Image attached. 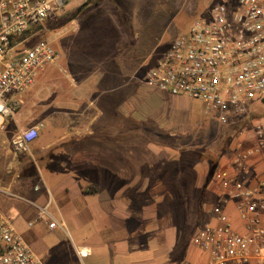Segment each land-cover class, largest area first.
<instances>
[{"label":"rangeland","instance_id":"374dc122","mask_svg":"<svg viewBox=\"0 0 264 264\" xmlns=\"http://www.w3.org/2000/svg\"><path fill=\"white\" fill-rule=\"evenodd\" d=\"M85 1L88 0H67L51 13L25 46L40 38L52 40L59 60L49 66L47 73L55 76L109 68L105 144L113 147L118 143L125 146L122 142L146 143L147 148H140L138 154H150L149 188L127 209L129 216L110 227L101 215V225H73L68 221L63 228L51 229L47 217H39V209L32 204L36 200L27 192H33L34 185L44 191L46 177L47 182L53 181L52 170L66 167L61 160L47 163L29 154L30 174L26 175V165L19 170L10 193L0 192V210L43 264H177L180 259L184 261L186 247L195 233L207 225L208 217L190 211L185 214V204L180 201L165 203L183 188L171 185V180L176 179L169 174L182 168V155L188 156L192 164L197 158L217 161L229 145L239 137L242 139L245 129L253 130L257 122L264 124V103L253 104L249 120L224 125L216 113L206 110L201 100L184 96L170 100L165 95L150 94L143 82L144 74L159 54L203 15L202 0H95L72 19L71 14ZM122 24L121 31L118 28ZM109 49V64L104 60L96 68ZM49 128L44 131L55 133L51 122ZM65 141L57 142L52 152L56 153ZM68 142L69 147L61 148L59 154L70 153L72 143ZM187 143L189 153L177 152L178 161H173V144L185 148ZM9 162H14L12 156L0 159L1 171ZM7 182L0 181V185L8 188ZM60 199L56 196L54 201L60 203ZM54 205L50 200L47 210L61 222ZM82 247L89 248L85 257L78 255ZM204 261L205 257L200 264Z\"/></svg>","mask_w":264,"mask_h":264},{"label":"built area","instance_id":"2783aa9c","mask_svg":"<svg viewBox=\"0 0 264 264\" xmlns=\"http://www.w3.org/2000/svg\"><path fill=\"white\" fill-rule=\"evenodd\" d=\"M66 2L0 0V129L6 118L15 116V97L35 85L42 69L58 63L59 53L48 37L25 44ZM202 2L203 15L170 43L147 69L143 82L173 96L203 101L221 124L247 121L253 104L264 103V0ZM16 48L19 50L13 54ZM42 125L38 122L13 135V158L30 151V143L38 137ZM242 134V140L253 144L243 148L238 141L230 165L218 166L213 172L220 186L221 204L211 209L214 222L207 223L192 238L194 247L205 257L201 264H264V200L256 198L261 188L249 187L245 180L247 159L264 150V124L257 122L253 130L245 129ZM7 173L13 179L18 177L12 163ZM39 188L34 186V190ZM0 192L10 193V188L0 185ZM230 203L242 223L239 231L226 210ZM32 204L39 209V217H47L49 228L64 227L47 210L49 204ZM83 248L87 249L85 253ZM88 253L87 247L78 250L80 257ZM0 264H43L1 210ZM178 264L200 263L184 260Z\"/></svg>","mask_w":264,"mask_h":264},{"label":"crops","instance_id":"0c3cea01","mask_svg":"<svg viewBox=\"0 0 264 264\" xmlns=\"http://www.w3.org/2000/svg\"><path fill=\"white\" fill-rule=\"evenodd\" d=\"M122 28L123 24L118 29L122 31ZM109 58L110 49L102 60H98L96 68L100 67L104 60L109 64ZM48 71L49 67L42 69L35 85L15 97L18 101L15 116L6 118L3 129H0V159H4V157L12 156L10 140L19 129L28 128L38 122L43 124L39 129L38 137L30 143V151L15 158L12 156L14 162H9L3 171L0 168V181L8 180V188L15 185L18 177L13 179V175L7 173V167L12 163L19 174V170L26 165V167L30 166L32 161L29 154L39 156L47 163L61 160L66 169L56 172L53 169L50 173L53 181L47 182L46 177L44 191H41V188L33 192L26 191L39 203L38 205L45 206L52 200L61 222L49 213L61 225H66L68 221L73 225L91 223L101 225V215L105 217L109 227L112 223L124 221L129 216L127 209L132 206L135 198L142 195L141 193H146L149 188L151 158L150 154L147 156L144 154L145 157L141 152L138 154L140 148L145 146L147 148L144 142H122L125 146H120L118 143L113 147L105 144L109 68L105 67L102 71L95 70L94 73L83 69V71H77L74 76L66 74L65 77L52 75L47 73ZM148 88L151 95H165L170 100L182 97L170 95L160 89ZM145 117L149 118L147 114ZM50 122L55 131L53 134L44 131L50 130ZM60 130L63 132L60 133ZM64 140H67L65 141L67 143L61 148L69 147V140L74 146L71 145L70 153L59 154L61 148L57 149L56 153L52 152V147ZM241 140L239 137L235 144L232 143L223 154L220 153L217 158L218 166L230 165L238 141L241 142ZM242 142L243 148L253 144L252 141H246L243 144ZM173 149L172 159L176 161L175 153L185 151L189 153L190 148L187 143L185 148L184 145L180 147L173 144ZM228 149L229 154L226 153ZM180 165L182 168L171 171L169 177L176 179L171 180V185L174 187L179 185L183 188L176 192L173 200H167L165 203L171 205L173 201H180L185 204V214L190 211L197 215H204L208 217L207 223H213L211 209L221 204V190L212 174L209 175L210 159L197 158L192 164L188 156L182 155ZM246 165L248 168L245 174L246 184L249 187L261 188L260 196L256 198L264 200V150L259 154L251 155ZM197 167L199 170H194ZM27 170L26 175H29L30 167ZM25 188L24 185L22 189ZM56 196L61 197L60 203L54 201ZM226 210L234 228L239 231L242 223L234 211V206L230 203ZM261 220L264 223V213H261ZM189 243L185 253H182L184 260L200 263L204 258L203 254L194 247L192 240ZM180 260L179 263L183 259Z\"/></svg>","mask_w":264,"mask_h":264},{"label":"trees","instance_id":"16d2710c","mask_svg":"<svg viewBox=\"0 0 264 264\" xmlns=\"http://www.w3.org/2000/svg\"><path fill=\"white\" fill-rule=\"evenodd\" d=\"M95 3V0H88V1H85L83 2L82 4H80L75 10L74 12L71 14L72 16V19H76V17L82 13V11L84 9H86L88 6H90V4H94ZM37 29V27H36ZM36 29H33V30H36ZM32 30V31H33ZM41 39V38H40ZM39 39V40H40ZM210 159V174L213 175V172H215V170L217 169L218 167V164H217V161H214L212 158H209Z\"/></svg>","mask_w":264,"mask_h":264},{"label":"bare ground","instance_id":"6f19581e","mask_svg":"<svg viewBox=\"0 0 264 264\" xmlns=\"http://www.w3.org/2000/svg\"><path fill=\"white\" fill-rule=\"evenodd\" d=\"M81 250H82V252H84V253L87 251V249H86V248H83V249H81Z\"/></svg>","mask_w":264,"mask_h":264}]
</instances>
